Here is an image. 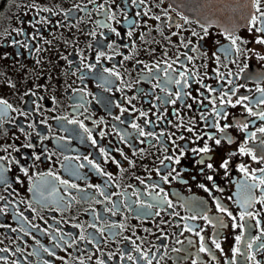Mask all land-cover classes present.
<instances>
[{"label":"flooded vegetation","instance_id":"obj_1","mask_svg":"<svg viewBox=\"0 0 264 264\" xmlns=\"http://www.w3.org/2000/svg\"><path fill=\"white\" fill-rule=\"evenodd\" d=\"M137 12L141 15L137 16ZM145 12L148 14L144 15ZM110 15H114L115 19H109ZM156 16L160 20H156ZM181 16L188 17L192 22L185 24ZM42 17L50 23L42 21L35 27L30 26V21ZM196 21L167 0H145L144 4H139L137 0V5H133L131 0H0V98L17 110L0 117V156L5 157L0 160V171L7 181V184L0 183V197H3L0 207L6 209L0 213V264H45V261L48 264H80L81 260L84 264H97V260H103L104 264H133L127 259L128 255L137 257V264H146L139 260L140 253L134 250L136 245L142 252H148L150 258L152 253L156 254L153 264L157 261L159 264H192L193 260L197 264H225V260H231L232 249L236 246L235 236L240 230L231 228V219L217 211L213 198L238 215L240 209L234 201L243 193L237 182L245 178L236 171L235 164L245 162L253 169L264 167V163L254 162L248 156L233 157L229 176H225L224 170L219 169L216 163L218 171L208 174L214 175L216 184L223 189L221 192L198 174V166L189 151L180 165H173L178 170L188 169L182 172V178L188 183L172 180L163 184L156 170L161 169V174H166L159 162L173 151L167 135L160 137L159 142L153 138H137L136 130L130 127L135 120L146 132H176L188 137L190 134L184 128L177 131L175 125L183 121L185 126H190L188 122L195 120L200 131H215L205 127L200 120V112L204 111L202 106L194 104L189 110L179 101L173 105L157 99H168L160 87H154L157 83L162 84L165 74L160 71L158 81L153 78L157 75L155 70L150 76L144 64L151 66L165 60L171 63L177 56L180 62L173 64L177 71L184 70L180 67L182 63L198 73L205 84L219 91H227L230 87L226 82L233 78L228 75L229 72L239 74L240 78L231 85H244L239 88L238 95H248L251 102L260 96L256 87L259 83L264 88V80L256 78L264 76V60L258 59L257 54L264 56V45L255 43L259 34L249 33L246 24L235 28L236 34L248 41L241 48L251 51L241 56L226 55L223 49L229 46V41L221 34L222 27L213 25L209 36L201 41L192 35L193 31L203 35ZM104 24L116 29L120 35L117 36ZM176 24L182 27L178 29ZM130 27L133 32L131 38L127 35ZM21 28L26 35L17 33L16 29ZM34 35L35 39L32 38ZM182 38L184 43L190 39V48L196 46L198 50L182 47ZM13 40L27 43L29 48L13 45ZM101 51L105 55L97 62ZM184 53L193 56L194 60L189 63ZM125 56L130 59L126 60ZM137 60L142 63L137 64ZM86 64L95 67L89 71L84 67ZM244 64L248 68L240 72ZM165 66L161 63V68ZM105 68L114 70L119 76L109 75ZM217 71L224 75V80L218 79ZM9 81L16 87H9ZM169 88L175 91L176 85H169ZM192 88H199V85L194 83ZM29 89L35 95H25ZM219 91L210 95L218 96ZM192 95L195 96L196 92L193 91ZM132 97L135 99L129 103ZM186 103L192 101L187 100ZM117 104L128 111L121 115ZM203 104L210 112L212 105L208 100H204ZM133 106L146 111L148 116L139 117V111H133ZM260 107L264 108V105ZM226 110L230 113L229 122L234 117H247L241 106ZM253 110H258L254 103ZM21 112L27 115H21ZM161 113L163 116L157 120V115ZM115 116H121L124 123L114 119ZM64 117L66 119H59ZM145 119L152 123L145 124ZM248 119L255 121V124H250L249 132L264 126V122L255 117ZM70 120L82 122L97 143L93 145L88 133L79 124L68 123ZM101 132L105 135L101 136ZM117 133H127V142L121 141ZM229 133L235 143L217 148L213 153L214 161L226 158L243 142L244 133L236 129H230ZM140 140L145 142L140 143ZM29 143L34 147L24 146ZM177 143L183 145L186 141ZM202 145L203 141L188 144L189 148ZM101 148L119 161L120 166L117 167L111 159L105 163L106 157L100 153ZM117 149L122 150L135 165L130 166ZM141 149L144 150L142 153ZM34 153L40 156L39 160L35 159ZM14 159L28 168L27 175L20 171V165L13 163ZM89 159L98 163L105 175L98 174L88 164ZM49 172L53 175H43ZM192 175L197 176L195 181L191 179ZM61 181L76 187H68ZM199 183H205L211 195L198 187ZM154 184H160L174 205V208L161 211L159 216L148 214L159 211L158 208L140 207V201L153 202L151 195L159 191L152 188ZM30 188L33 190L29 191ZM101 191L105 195H101ZM254 195L259 199V190ZM105 196H109L110 200ZM199 202H203L202 208H196ZM252 210L264 213L259 204ZM173 211L179 216L168 215ZM200 211L209 217H223L228 227L217 229L199 216L195 220L180 219ZM260 218L264 219V216ZM162 220L167 223H161ZM185 223L195 226L197 231L203 229L201 235L207 238L215 260L208 253L198 252L200 240L194 232L180 234ZM249 223L255 224V221ZM98 229H103V233ZM82 233L95 239L91 243L87 239L81 240ZM258 233L259 229H248L245 239ZM213 238L219 239L223 253L212 245ZM177 240L184 243L178 244ZM188 240L193 243L189 244ZM57 244L60 246L56 247ZM44 248L55 255L44 252ZM174 248L182 250L172 251ZM121 253L126 254L124 259H121ZM237 260L239 264H249L242 256H238ZM256 260L264 264V251L256 253Z\"/></svg>","mask_w":264,"mask_h":264},{"label":"snow or ice","instance_id":"obj_2","mask_svg":"<svg viewBox=\"0 0 264 264\" xmlns=\"http://www.w3.org/2000/svg\"><path fill=\"white\" fill-rule=\"evenodd\" d=\"M94 2V0H93ZM251 8L254 9V11H250L246 19V25L247 30L249 33L255 32L258 33L255 37V43L259 45H264V7H262V3H264V0H249ZM131 3L133 5H137V0H131ZM145 0H139V4H144ZM102 7V6H101ZM46 10V9H45ZM148 13L145 12L144 15H147ZM137 16L141 15L139 12L136 13ZM156 20H160L159 16L154 17ZM109 19H115L114 15H110ZM181 19L184 20L185 24L191 23L192 21L189 20L186 16H181ZM43 21V23H50L46 18H41L40 20L30 21V26L35 27L36 24H40ZM132 23V22H130ZM197 24H199V27L201 28V31L203 35L200 33H197L195 31L192 32L193 36H197L198 40H203L205 37L209 36V29L213 26L211 23L202 24L199 21H196ZM104 27L110 28L112 32H115L117 36L120 35L119 32L116 31V29L111 28L110 25L104 24ZM176 27L179 29L182 27L180 24H176ZM17 33L19 35H26L27 33L24 31L23 28L16 29ZM11 33H9L10 35ZM221 34L225 37L226 40L229 41V46L225 47L223 51L226 55H232L236 54L237 56L245 55L248 51H251V49L247 48H241V45H246L248 43L247 40L243 39L241 36L236 34L235 27H222ZM91 35L95 36V33H92ZM128 37H132L133 32L132 28H129V31L127 33ZM172 35H177V33H172ZM35 39V35L32 37ZM143 39V36L141 37ZM170 39V38H169ZM13 45H19L24 48H29V45L27 43H21L20 41L13 40ZM190 45H192V41L189 39L187 43L183 42V38L181 40V46L185 49H189L191 51H197L198 48L196 46H192L190 48ZM109 48L112 47L111 44L108 45ZM135 46L133 45V48ZM39 51V49H37ZM154 51V50H152ZM105 53L103 51L99 52L97 55V62H99V58L104 56ZM167 55V53H165ZM185 56V59L191 63L194 60L193 56L187 55V53L183 54ZM5 56L7 54L5 53ZM66 59V57H64ZM126 60L130 59L129 56L124 57ZM257 58L260 60H264V56H260L257 54ZM218 59V57H217ZM39 63V61H37ZM180 62V57L177 56L176 60L171 61V63H168L167 60L165 61H158L151 66L148 64H144V68L147 69V72L150 74V76L153 74L154 70L157 73L153 78L160 80V77L158 73L160 71L164 72V78L161 83H157L154 87H160L161 91L165 92L166 97L168 99H163L161 97H157L158 100H160L164 104L171 103L175 105L178 101L181 104H184L189 110L193 109V105H200L204 108V111L200 112V120L204 122L205 127H210L215 129L214 132H204L200 131L197 126L195 120H190L188 123L190 126H185L184 122L181 121L175 127L177 128V131H179L181 128H184V130L189 133L190 135L188 137H185L183 134L177 135L176 132L165 134L164 132H161L159 134L155 132H146L143 127H141L140 124L136 123L135 120H133L130 124V127L134 130H136L137 138L144 137V138H153L160 141V137H163L167 135V139L171 142L173 146V151L171 154H168L164 157V159L160 160V165L163 168V171L166 172V174H161V169L156 170L157 176L160 177V181L163 184H168L172 180L178 181L181 184H187L188 181L182 178V172L188 171V169H182L178 170L173 165H180L181 160L184 159L188 152L190 151L193 154L194 158V164L198 166V174L200 176H203L208 182H211V187L215 188L217 191H223L222 188H219L216 184L215 177L210 173H215L218 171L217 167L215 166L216 163H218V168L224 170V175L229 176L230 169L233 165V157L237 156H248L251 158L252 161L257 163H264V126L256 128L255 131L249 132V126L250 124H255L254 120H249V117H255L257 120L264 122V108H261V105H264V88L259 86V83H257L256 91L260 93V96L255 99L254 102H251V97L248 95H238L239 88L244 87V85H236L235 87H231L233 85L234 80L239 79V74H232L231 72L228 73L230 77H233L232 79H228L226 82L230 87L227 91H219L217 88H213L208 84H205L203 81V78L196 72H193L189 70L188 68L184 67L182 63H180V67L183 68V71H177L176 68L173 67V64H177ZM71 64V61H69ZM142 63V61L137 60V64ZM161 63H164L166 66L164 68H161ZM89 71H91L95 65L86 64L84 65ZM248 68L247 64H244L243 67L240 68V72H244L245 69ZM105 72L109 73V75L112 76H119L117 72H115L112 69L105 68ZM173 73H176V75H173ZM206 75V74H205ZM217 77L219 80H224L225 77L223 74L219 73L217 71ZM83 79V77H81ZM258 80H264V76H260L256 78ZM198 84L199 88L193 89V84ZM169 85H176L175 91H172L169 88ZM8 86L15 88L16 85L13 84L11 81L8 82ZM39 87V85L37 86ZM223 87V85H221ZM203 89V90H202ZM108 90V89H106ZM195 91L196 95H192V92ZM219 91L218 96H211L210 94L217 93ZM208 93L209 95H206ZM25 95H35V92H32L31 89H29L28 92L25 93ZM233 97L235 99L233 100ZM135 99V97H132L129 99V103H131V100ZM187 100H191L192 103H186ZM204 100H208V103L212 105L210 112L207 109V105L203 104ZM246 101H250V103H245ZM253 103L255 107L258 110H253ZM237 106H241L244 109V112L247 113V117L240 119V118H233L229 122V116L230 113L226 110L228 107L236 108ZM116 107L120 108V105L117 104ZM156 107V105H154ZM9 111H17L13 108V106L5 99L0 98V117H6L7 113ZM128 109L126 108H120L121 115L123 113L127 112ZM133 111H139V117H147L148 113L146 111H140L138 109H135V106H133ZM21 115H27L25 112H21ZM176 115L179 116V112H176ZM243 115V114H242ZM163 116V113L160 115H157V120H160ZM137 117V119H139ZM211 117V119H210ZM59 119H66L59 118ZM114 119L120 121L121 123H124L123 120H121V116H115ZM223 122V123H222ZM68 123L72 124H79L80 128L83 129L84 132L88 133V139L92 142L93 145H95L97 142L92 138V134L89 131L88 128L84 126V124L77 120H70ZM145 124H150L152 121L145 119ZM169 123H171L169 121ZM29 127H33V125H28ZM230 129H236L240 133H244V139L243 142L239 144L238 148L235 151L229 152L228 156L221 157L220 160L214 161L213 160V153H216V149L221 147L223 144L232 145L235 143L234 138L230 135L229 130ZM120 135L121 141L127 142L125 140V137L127 136V133L121 135L120 133H117ZM259 134V135H258ZM101 136H104L105 133L101 132ZM42 139H46V137H42ZM177 141H186L185 144H179ZM203 141L202 146H196L189 148L188 144H197V142ZM144 140H140V143H144ZM25 147H34L31 143L24 145ZM18 151V149H17ZM117 151L120 152L122 156H124V153L122 150L117 149ZM141 153L144 151L143 149L140 150ZM165 152L168 151L167 148L164 149ZM100 153L106 157L105 163L108 162V159H111L113 163L117 165V167L120 166L119 161H117L114 157H110L109 153L105 151L104 148L100 149ZM135 151L133 152V155H135ZM218 154V153H217ZM36 160L40 159L39 155L33 154ZM198 157V159H196ZM126 160H128L127 156H124ZM5 157L0 156V160H4ZM67 159V157H65ZM85 159H88L85 157ZM165 161H168L169 163H165ZM13 163H16L20 165V171L23 172L25 175L28 174V168L24 167L22 164H20L19 160H13ZM128 163L130 166H134L135 162L133 160H128ZM88 164L91 165L95 171L100 175H105L104 171L101 169L98 163L94 162L93 160H88ZM84 165H81L83 167ZM236 171L241 173L244 176L243 181H239L238 187L243 193L242 197L238 198L235 203H237L240 211L238 215H234L232 211H230L224 204H222L218 199L215 197L213 198L216 204V209L219 213H222L223 216H227L231 219V228L233 229H239L240 233L235 236V242L236 246L232 249V258L231 260H225V264H239L237 257L242 256L246 262H249V264H261L260 261L256 260V253L264 251V219H261L260 217L264 216V213H262L261 210H252L256 204H259L261 206V209H264V167L261 168H253L250 169L246 166L245 162H239L235 164ZM0 169H2V166H0ZM207 170V172H206ZM259 173V175H257ZM45 176H52L53 174L51 172L47 174H43ZM109 178L111 179V176L109 174ZM56 179H59L56 177ZM139 179V178H138ZM192 180H196L197 176L192 175ZM0 183L7 184V181L5 177L2 175V171H0ZM62 184L68 185L67 181H61ZM140 183H144V181L141 179ZM10 187V185H8ZM68 187H76L75 184L68 185ZM198 187L203 189L205 192L209 193L211 195V190L208 186H206L205 183H199ZM153 189H159L158 192L155 193V195H151L152 203H145L143 201H140V207L141 209H153L158 208L159 211H156L155 213H148L149 215H156L159 216L161 211H165L166 208H174V205L171 200L167 198V193L164 192V189L160 186V184H154L152 185ZM33 189L30 188L29 191H32ZM99 190V188H98ZM256 190H259L260 197L257 199L254 195V192ZM101 195H105L102 191L100 193ZM106 199L110 200L109 196H105ZM137 198L139 200V195H137ZM0 199H3V197H0ZM231 200L232 197H229ZM186 206V205H182ZM203 202H199L196 204V208H202ZM4 207H0V213L5 212ZM168 215H175L179 216V213L171 212L168 213ZM202 218L206 223H211L216 227L217 229H222L225 227H228V225L225 224L223 217H209L204 212L200 211L196 214L192 215L191 217L185 218L180 217V219H189V220H195L197 217ZM249 221H255V224L249 223ZM161 223H167V221H161ZM31 227L35 228L36 225H31ZM259 229V233L252 237L249 236L247 239H245V232L248 229ZM98 231L103 233V229H98ZM194 232V234L199 237L200 240V246L198 249V252L201 253H208L209 255H212V249L207 245V238L201 233L203 232V229L196 230L195 226L190 225L188 223H185L183 231L180 233L183 235V232ZM161 233L163 234V229H161ZM219 233H217L218 236ZM25 235H28L27 232H25ZM115 235H119V233H115ZM164 238L166 239V235H164ZM81 240L87 239L89 243L92 242L95 237H85L83 233L80 236ZM134 243V242H133ZM176 243L183 244L184 241L177 240ZM189 244H192L193 242L191 240H188ZM212 245L215 246V249L220 250L221 253H223V249L221 247V243L218 238H213L211 240ZM60 245L57 244L56 247H59ZM163 246V245H162ZM246 249V250H245ZM134 250L138 253H140L139 260H143L146 262V264H153V259L156 258V254L152 253L151 258L150 254L148 252H142L139 245H136ZM182 249L180 248H174L172 251L179 252ZM2 251V250H0ZM19 251V249H17ZM44 252H47L49 255H55L53 252H51L48 248L43 249ZM186 251V249H185ZM125 253H121V259L125 258ZM111 258V257H109ZM163 256H161V259ZM127 259L132 261L133 264H137V257H133L131 255L127 256ZM212 259L215 260V256L212 255ZM45 264H48L47 261H45ZM80 264H84L83 260H81ZM97 264H104L103 260H97ZM157 264H159V261H157ZM192 264H197L196 260L192 261Z\"/></svg>","mask_w":264,"mask_h":264},{"label":"water","instance_id":"obj_3","mask_svg":"<svg viewBox=\"0 0 264 264\" xmlns=\"http://www.w3.org/2000/svg\"><path fill=\"white\" fill-rule=\"evenodd\" d=\"M178 10L202 23L219 27H240L251 11L249 0H167Z\"/></svg>","mask_w":264,"mask_h":264}]
</instances>
